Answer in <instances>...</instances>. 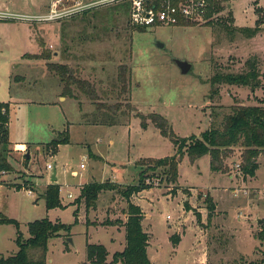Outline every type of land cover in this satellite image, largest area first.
Segmentation results:
<instances>
[{
  "label": "rangeland",
  "instance_id": "1",
  "mask_svg": "<svg viewBox=\"0 0 264 264\" xmlns=\"http://www.w3.org/2000/svg\"><path fill=\"white\" fill-rule=\"evenodd\" d=\"M48 1L0 0V11L40 14ZM209 1L206 21L183 26L135 28L128 10L117 4L61 22L0 19V102L15 100L1 111L10 117V144L0 143L7 164L5 174L0 172V217L19 223H0V257L17 253L18 231L28 238L30 222L49 218L71 230L51 238L46 254L30 249V264H96L88 260L87 243L106 246L110 262L124 250L128 202L123 190L138 184L143 172L151 187L132 201L145 212L143 227L151 235L148 254L154 264H264V240L259 238L264 230V154L254 177L243 173L245 149L239 145L225 159L228 172H212L208 155L192 163L185 151L177 183L162 168L140 164L146 157L173 156L177 149L150 120L145 127L138 112L163 115L178 136L200 137L219 127L236 102L264 104V79L256 91L211 82L215 73L246 70L247 60L254 58L264 73V0ZM255 29L256 35L248 36ZM45 54L50 58L43 59ZM176 59L189 61L191 70L182 73ZM48 62L69 63L98 84L109 104L120 99V66L128 65L129 96L137 111H98L76 89L78 99L64 95ZM99 115L110 122L97 123ZM66 131L70 143L56 153L48 143ZM48 163L54 169H47ZM55 171L65 207L48 210L43 195ZM81 181L119 187L102 191L97 206L88 208L79 199L85 184L76 185ZM172 235L183 237L178 245Z\"/></svg>",
  "mask_w": 264,
  "mask_h": 264
},
{
  "label": "trees",
  "instance_id": "2",
  "mask_svg": "<svg viewBox=\"0 0 264 264\" xmlns=\"http://www.w3.org/2000/svg\"><path fill=\"white\" fill-rule=\"evenodd\" d=\"M121 7L128 10L127 3L119 4ZM191 23V22H190ZM188 22H182L181 26L187 25ZM141 29V28H140ZM256 31L252 30L248 36L256 35ZM43 59H49L50 55L45 54ZM247 69L241 72L215 73L212 76V85L229 84L242 85L250 87L251 91H256L261 87L264 73L258 69L256 58L247 60ZM49 70L60 78L63 85V94L72 98L78 99L74 89L92 100L98 111H110L118 113L122 110L128 112H136L137 108L132 103L130 98L131 86L130 76L131 70L128 65L120 66L118 82L120 88L118 102L109 104L98 93V84L95 81L83 78L69 63L65 62H48ZM218 92V89H213L212 92ZM9 107V103L0 102V143L7 145L9 141V129L4 123H9V117L2 114V108ZM103 116V113L100 112ZM129 113V114H130ZM138 117L143 119V124L146 127L147 121L150 120L163 135L169 136L176 149L177 153L173 156L164 158L146 157L141 165L149 164L153 170L162 168L172 183L179 181V165L185 156V151H188L190 160L195 163L203 156H210V167L212 172H228L229 168L225 163V159L230 155L232 148L236 146L244 147L242 156V170L247 176L254 177L260 164L258 158L264 154V105L263 101L257 105H245L236 102L231 106V112L225 115L219 127H212L205 130L200 137L192 135L190 137H181L174 133L169 121L159 113H150L144 115L138 112ZM99 115L95 121L97 123H109L108 119L102 118ZM113 123V121H111ZM70 143L68 132H65L64 137H58L48 145L57 153L61 145ZM5 151V148H4ZM1 156V154H0ZM0 171L7 169V164L4 157H0ZM41 177V176H38ZM119 184L112 182H90L83 185L79 199H84L88 208L96 207L99 199V194L102 191L118 188ZM150 185L145 184L143 172L140 174L139 183L126 186L123 190L124 197L128 202L127 221L124 223L126 230V246L123 251L114 253L110 262L107 261L108 250L103 244L87 243V257L92 263L102 264H154L149 257L148 247L150 245L151 235L143 227L145 212L140 204L132 201L133 196L141 193L144 190H149ZM46 208L48 210L54 208H64L65 205L61 199V185L57 182L47 185L44 191ZM210 202V199L208 200ZM189 208V207H188ZM210 209H214L213 204H209ZM78 210H75V224L79 223ZM199 217V216H198ZM1 218V217H0ZM14 222L19 226L16 220L2 217L0 223ZM107 224H114L111 221ZM104 223V224H106ZM71 227L66 224L56 221L53 222L49 218L38 219L28 224L29 237L24 238L23 233L18 231L17 245L18 251L15 255L8 257H0V264H30L28 252L32 248H40L43 254L48 251V243L51 238L61 236L62 231H70ZM259 238L264 240V230L259 233ZM171 240L174 245H178L181 241L180 236L172 235ZM222 264H260L259 262H247L245 260L235 261L233 263Z\"/></svg>",
  "mask_w": 264,
  "mask_h": 264
},
{
  "label": "built area",
  "instance_id": "3",
  "mask_svg": "<svg viewBox=\"0 0 264 264\" xmlns=\"http://www.w3.org/2000/svg\"><path fill=\"white\" fill-rule=\"evenodd\" d=\"M127 3L129 24L135 28L180 26L182 22H204L209 13V0H49L40 14H16L0 11V19H24L37 22H61L101 7ZM6 114V110H3ZM6 126L7 123H4ZM84 168V164H81ZM47 169H54L51 163ZM5 174V170L0 171ZM73 174L77 175V171ZM143 192V191H142ZM141 192V193H142ZM33 194L32 190H28ZM68 196L73 197L72 193ZM171 219L170 216H168Z\"/></svg>",
  "mask_w": 264,
  "mask_h": 264
},
{
  "label": "water",
  "instance_id": "4",
  "mask_svg": "<svg viewBox=\"0 0 264 264\" xmlns=\"http://www.w3.org/2000/svg\"><path fill=\"white\" fill-rule=\"evenodd\" d=\"M160 46H163V44H160ZM176 63L179 66V68L181 69L182 73H188L191 68H192V64L187 61V60H180V59H176ZM27 158L30 157V153L28 152L26 155ZM58 181V177H57V173L56 171L54 172L53 176L51 177V182H57ZM259 223H263L262 219H258ZM69 241H71L73 243V240L71 238H69Z\"/></svg>",
  "mask_w": 264,
  "mask_h": 264
},
{
  "label": "crops",
  "instance_id": "5",
  "mask_svg": "<svg viewBox=\"0 0 264 264\" xmlns=\"http://www.w3.org/2000/svg\"><path fill=\"white\" fill-rule=\"evenodd\" d=\"M45 10V9H44ZM62 94V93H61ZM62 99H65L64 97H62ZM13 101H15V100H8V101H1V102H5V103H9V105H10V107L12 106V102ZM264 105V104H263ZM10 112H11V110H10ZM9 116H10V114H9ZM10 118V117H9ZM8 129H9V141H10V120H9V123H8ZM61 146H63V145H61ZM91 155H93V156H95L96 157V155L94 154V153H90ZM208 157H209V159H210V156L208 155ZM199 161V159L196 161V162H198ZM91 180V177L89 178V181ZM88 181V183H90ZM48 184V183H47ZM83 184H87V182H82L81 181V183H78L77 185H76V187L77 186H81V185H83ZM61 185V195H62V184H60ZM78 191H79V189H80V187H78V188H76ZM62 198V197H61ZM146 216V215H145ZM80 222V221H79ZM144 222V221H143ZM125 232V231H124ZM125 234H126V232H125ZM183 238V237H182ZM181 238V239H182ZM123 244H124V248H125V246H126V237H125V240H123V242H122ZM121 243V244H122ZM149 248V247H148ZM154 263V262H153Z\"/></svg>",
  "mask_w": 264,
  "mask_h": 264
}]
</instances>
